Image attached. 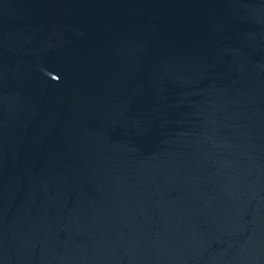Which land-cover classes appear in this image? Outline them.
<instances>
[{
	"label": "water",
	"instance_id": "1",
	"mask_svg": "<svg viewBox=\"0 0 264 264\" xmlns=\"http://www.w3.org/2000/svg\"><path fill=\"white\" fill-rule=\"evenodd\" d=\"M0 264H264V0H0Z\"/></svg>",
	"mask_w": 264,
	"mask_h": 264
}]
</instances>
